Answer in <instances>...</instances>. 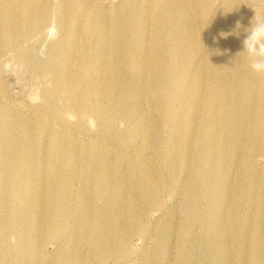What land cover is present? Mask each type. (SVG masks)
I'll return each instance as SVG.
<instances>
[{"label":"bare ground","instance_id":"obj_1","mask_svg":"<svg viewBox=\"0 0 264 264\" xmlns=\"http://www.w3.org/2000/svg\"><path fill=\"white\" fill-rule=\"evenodd\" d=\"M107 1L0 0V61L42 80L33 110L0 86V264H264L251 0Z\"/></svg>","mask_w":264,"mask_h":264},{"label":"rangeland","instance_id":"obj_2","mask_svg":"<svg viewBox=\"0 0 264 264\" xmlns=\"http://www.w3.org/2000/svg\"><path fill=\"white\" fill-rule=\"evenodd\" d=\"M117 2L118 0H108L106 3L116 4ZM251 2L252 3L250 6L252 8L251 7L250 8H251V11H253L252 13L254 14L256 13L258 15L260 12L259 0H251ZM54 27H55L54 24L51 23L47 31L37 36L38 38H37L36 47H37V53L38 52L39 53L38 54L36 53V56H37L38 62H44L47 59H49L51 56H53L54 54L53 45L57 42L56 40H58V31ZM49 54H51V56ZM0 86L4 93V99L6 98L5 100L8 103L19 104V105L21 104V106H25L33 110L35 108L30 107V106H33L35 104L33 102H37L36 93L34 94V91L40 86H42V80L41 79L33 80L31 76L27 73L24 67V64L14 59H10V56H9L8 58L4 57L3 60L0 61ZM35 86H37V88ZM85 124L86 126L90 128V130L95 131V125L93 124L91 119H89V117H86ZM121 125L122 124H119L118 126H121ZM167 130H168L167 127L163 126L162 128L163 137L167 136ZM90 134H93V133H90ZM262 160H263L262 158L257 159L256 162H257L258 167L262 166V163H263ZM165 203H166L165 205L167 206L174 205L173 200L170 199L169 196L165 197ZM156 217H157V214L152 213L151 215L152 221L156 219ZM145 243L147 244L145 240L135 238L133 241V250H135V252L140 251V248L142 250V248L146 245ZM47 250L49 252H52L54 250V247L51 244H47ZM137 257H139V255L133 256V259H136Z\"/></svg>","mask_w":264,"mask_h":264},{"label":"clouds","instance_id":"obj_3","mask_svg":"<svg viewBox=\"0 0 264 264\" xmlns=\"http://www.w3.org/2000/svg\"><path fill=\"white\" fill-rule=\"evenodd\" d=\"M236 27H240L239 22H237ZM245 32L246 36L243 40V51L241 53H244L247 65L253 73L264 75V16H258L255 13ZM232 34L234 33L221 32L220 36L227 38Z\"/></svg>","mask_w":264,"mask_h":264}]
</instances>
